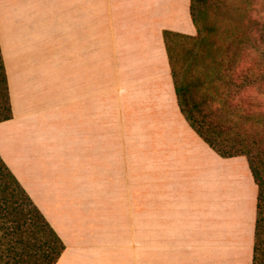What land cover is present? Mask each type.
<instances>
[{
  "label": "crops",
  "instance_id": "crops-1",
  "mask_svg": "<svg viewBox=\"0 0 264 264\" xmlns=\"http://www.w3.org/2000/svg\"><path fill=\"white\" fill-rule=\"evenodd\" d=\"M129 28L144 33L139 108L159 116L150 155L97 106L96 34ZM164 30L196 35L191 0H0L13 111L0 156L65 243L57 264H253L248 158L219 155L182 113Z\"/></svg>",
  "mask_w": 264,
  "mask_h": 264
},
{
  "label": "trees",
  "instance_id": "trees-1",
  "mask_svg": "<svg viewBox=\"0 0 264 264\" xmlns=\"http://www.w3.org/2000/svg\"><path fill=\"white\" fill-rule=\"evenodd\" d=\"M209 1L191 0L196 36L164 30V40L179 105L190 125L219 155L248 158L259 189L253 264H264V138L259 136L264 131V102L253 95L255 90L264 91V50L260 47L264 43V21L253 19L250 30L234 28L229 34L230 41L222 44L220 41L228 38L223 34L215 39L218 27L206 23ZM254 24L259 25L260 35L256 36ZM208 40L218 46L217 58L206 62L201 74L190 81L184 72L179 81L183 71L180 45L192 44L191 55L203 56L198 46ZM12 117L6 60L0 41V122ZM65 247L0 156V264H57Z\"/></svg>",
  "mask_w": 264,
  "mask_h": 264
},
{
  "label": "rangeland",
  "instance_id": "rangeland-1",
  "mask_svg": "<svg viewBox=\"0 0 264 264\" xmlns=\"http://www.w3.org/2000/svg\"><path fill=\"white\" fill-rule=\"evenodd\" d=\"M247 1L250 3H247L246 0H226L225 4L221 0L209 1L206 23L209 27H218L219 31L214 35L215 39L223 34L228 38L227 41H220L222 44H227L230 41L229 34L234 28L240 26L243 30H250L253 19L264 21V0ZM258 29L259 25L254 24L253 30L257 32L256 36L261 34ZM159 34L160 32H157V35ZM142 35L144 36V33H135L131 30L96 34V94L97 106L111 103L113 121L116 116L120 115L127 119L129 138L135 136L133 138L142 139V142L138 143H136L138 140L133 139L131 142L133 146L129 145V152L133 153L135 145H140L141 153L150 155L152 153V125L159 116L149 110L143 111V107L139 108L138 104L137 96H139L141 88L139 89L140 81L137 80L136 73L140 70L138 62L142 47ZM198 47L204 53L203 56L191 55L190 49L193 46L189 43L180 45L178 48L183 63L179 81L182 80L183 74H187L188 81L193 76H198L205 63L211 62L219 55L218 46L210 40ZM260 47L261 50H264V43ZM255 54L256 52H254ZM253 95L264 102V91L255 90ZM259 136L264 138V131ZM143 174L144 178H147L150 176V170L144 171ZM141 186V196L144 199L143 213L150 216L151 188L145 180ZM96 215H99L97 210Z\"/></svg>",
  "mask_w": 264,
  "mask_h": 264
}]
</instances>
